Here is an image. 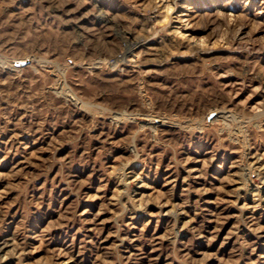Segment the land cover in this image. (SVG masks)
I'll return each mask as SVG.
<instances>
[{
    "label": "rangeland",
    "instance_id": "obj_1",
    "mask_svg": "<svg viewBox=\"0 0 264 264\" xmlns=\"http://www.w3.org/2000/svg\"><path fill=\"white\" fill-rule=\"evenodd\" d=\"M0 264H264V0H0Z\"/></svg>",
    "mask_w": 264,
    "mask_h": 264
},
{
    "label": "bare ground",
    "instance_id": "obj_2",
    "mask_svg": "<svg viewBox=\"0 0 264 264\" xmlns=\"http://www.w3.org/2000/svg\"><path fill=\"white\" fill-rule=\"evenodd\" d=\"M98 5H101L102 3H104L106 0H96ZM103 17H105L106 19H109L104 13L102 14ZM126 33V32H125ZM129 33V32H127ZM135 40V39H134ZM141 41V40H140ZM142 42V41H141ZM139 42L135 40V42H132V44L127 48V51L125 52V54L123 55V59L125 60L126 59V56L127 55H131L133 50H135V46L138 44ZM141 45V44H140ZM139 45V46H140ZM134 53V52H133Z\"/></svg>",
    "mask_w": 264,
    "mask_h": 264
}]
</instances>
